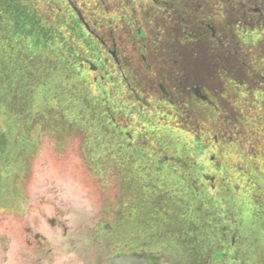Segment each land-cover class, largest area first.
<instances>
[{
	"label": "rangeland",
	"instance_id": "obj_1",
	"mask_svg": "<svg viewBox=\"0 0 264 264\" xmlns=\"http://www.w3.org/2000/svg\"><path fill=\"white\" fill-rule=\"evenodd\" d=\"M74 2L104 41L67 0H0V264H264L255 96L230 92L225 118L198 105L181 130L129 119V9Z\"/></svg>",
	"mask_w": 264,
	"mask_h": 264
},
{
	"label": "flooded vegetation",
	"instance_id": "obj_2",
	"mask_svg": "<svg viewBox=\"0 0 264 264\" xmlns=\"http://www.w3.org/2000/svg\"><path fill=\"white\" fill-rule=\"evenodd\" d=\"M67 2L78 15L80 6ZM114 4L129 9V119L152 110L176 121L181 130L183 119L199 118L198 105L206 106L208 114L216 111L227 117L222 105L230 92L254 95L259 111L264 110V0H114ZM81 14L82 24L104 41ZM138 39L140 48L135 49L133 41ZM117 47L114 43L109 50L115 59ZM238 110L244 113L243 107ZM248 233L241 236L243 261L249 260ZM254 250L261 258V249ZM156 259L151 254L152 264H160Z\"/></svg>",
	"mask_w": 264,
	"mask_h": 264
},
{
	"label": "water",
	"instance_id": "obj_3",
	"mask_svg": "<svg viewBox=\"0 0 264 264\" xmlns=\"http://www.w3.org/2000/svg\"><path fill=\"white\" fill-rule=\"evenodd\" d=\"M76 11H77L79 17L81 18V20L83 22H85L81 12L78 9H76ZM92 69H96V67H92ZM203 98H205V96H203ZM151 254H153V253H138V252H134V253H131V254H123V255H120L117 258L111 259L110 261H106L103 264H112V263L116 264V262L118 260L122 259V258H130V259L137 258L140 261H145V264H152L151 260H150V255ZM153 255L155 257H157V259L155 261L159 263L160 255H158V254H153ZM160 264H163V263H160Z\"/></svg>",
	"mask_w": 264,
	"mask_h": 264
},
{
	"label": "bare ground",
	"instance_id": "obj_4",
	"mask_svg": "<svg viewBox=\"0 0 264 264\" xmlns=\"http://www.w3.org/2000/svg\"><path fill=\"white\" fill-rule=\"evenodd\" d=\"M151 258V255H150ZM116 264H145V261H140L137 258H122L116 262Z\"/></svg>",
	"mask_w": 264,
	"mask_h": 264
}]
</instances>
